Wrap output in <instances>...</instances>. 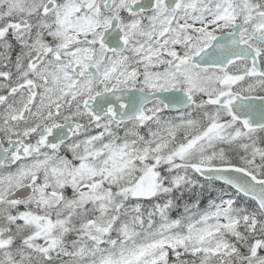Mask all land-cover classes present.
Returning a JSON list of instances; mask_svg holds the SVG:
<instances>
[{
  "label": "snow or ice",
  "instance_id": "snow-or-ice-1",
  "mask_svg": "<svg viewBox=\"0 0 264 264\" xmlns=\"http://www.w3.org/2000/svg\"><path fill=\"white\" fill-rule=\"evenodd\" d=\"M0 264H264V0H0Z\"/></svg>",
  "mask_w": 264,
  "mask_h": 264
}]
</instances>
